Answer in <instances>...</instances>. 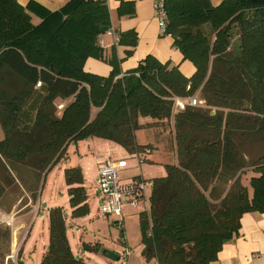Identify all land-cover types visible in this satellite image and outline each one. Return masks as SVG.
<instances>
[{"label": "trees", "instance_id": "obj_1", "mask_svg": "<svg viewBox=\"0 0 264 264\" xmlns=\"http://www.w3.org/2000/svg\"><path fill=\"white\" fill-rule=\"evenodd\" d=\"M165 7V35L196 67L191 78L152 56L123 75L115 55L109 76L85 71L89 58L105 59L106 0H73L38 25L17 0H0V162L43 176L70 143L89 138L144 154L140 120L167 123L178 160L154 180L150 212L140 214L143 255L148 264H211L244 214L264 212V0H166ZM134 10L122 3L119 15ZM137 42L133 31L119 36L121 45ZM196 94L201 106L174 113L175 97ZM65 176L73 217L88 215L81 168ZM49 217L41 264H86L69 248L63 209Z\"/></svg>", "mask_w": 264, "mask_h": 264}, {"label": "crops", "instance_id": "obj_2", "mask_svg": "<svg viewBox=\"0 0 264 264\" xmlns=\"http://www.w3.org/2000/svg\"><path fill=\"white\" fill-rule=\"evenodd\" d=\"M17 1L22 6L27 8L29 15H31L32 17L33 23L35 25H38L42 22L47 13H54L56 11H59L73 0ZM106 1L110 10L109 12L111 16V28L100 38V44L104 50L105 59L98 60L95 58H89L86 64H84L85 71L103 77L109 76L113 70V67L109 64V61L112 56L115 55L120 60V70L122 72V75L130 70L139 67L141 62H143V60L148 56L155 57L159 60V62H162L164 64L168 63L170 68H179L180 71L188 78H191L194 73H196V67L194 66V64L190 61H185L182 53L177 48H174V39L171 36L164 35L161 32L158 20L155 16L153 0ZM210 1L214 6H219L223 2V0ZM122 3H132L134 5L135 14L133 16H120L119 8L121 7ZM130 31L135 32L138 37L137 46L135 48L119 44L120 34ZM115 38H118V40L116 41ZM130 49H133V53L131 55H128L127 51ZM151 122L153 121L149 120L145 124H140L142 128H151L147 126ZM151 129L156 133V135L159 134L167 136V133L158 131L160 130L159 128L154 127ZM166 136H159V138L163 140V138H166ZM169 138L170 139H168L169 141L166 146H170V153H174V156H176V159L174 160V163H176L178 160L177 152H175L176 145L173 143V138L170 137V135ZM91 143L94 144L95 151L98 150L95 155V161L91 164H81V166L79 167L81 168L84 175L85 181L83 186L85 187V189L87 188L88 183H92V181L95 179H97V181L99 180L100 169L103 167L106 161L114 158L112 154L115 150V147H121L116 143L109 142L100 138H93V141ZM71 145L72 144L70 143L68 148ZM140 145L150 146L151 144ZM68 148L67 154L66 156H64V158L66 159L69 158ZM77 149L79 150V148ZM152 152L153 150L151 149V147H149L146 150V153L140 154L141 161L145 160L153 162V160H151V155L153 154ZM155 179H153V181ZM52 209L54 208H51L49 210L51 211ZM62 209L65 214V222L67 225L66 235L68 237L70 246L69 248H71L73 254L77 258L82 259L86 264H148L143 255L144 245H142V240L140 251L136 252L131 246L132 242L126 239V234L123 233L124 229L119 232V237L116 239L115 244L105 243L104 238H106V236L100 234L104 229L99 228V226L96 228V230H92V232L90 233L92 236L91 240L85 239V236H82L80 238V243L76 242V237L78 236L76 234H78V231H76L75 229L76 227H80L78 223L80 221L88 223L89 220L91 222V225H94L95 214L92 213V209L90 208V213L86 216H83L82 219L81 217L74 218L73 214V218L71 219L68 215V212L70 210H66L65 207H63ZM70 209H72L71 205ZM73 210L74 209H72V212ZM49 216L45 212V215L42 218H36V222L41 219L43 220L40 222V228L41 233H43L42 239L45 238V240L41 246L39 243L33 245L32 250L30 251L32 252V254L30 255L29 253L26 259V263L28 264H41L43 255L48 250V246L50 243ZM122 222H117V225H120ZM105 223H108V221H105ZM240 224L241 225L238 235L223 246L217 259L211 264H264V212L256 211L246 213L242 216ZM71 235L73 237L72 239H74V242L71 239ZM118 244H121L122 247L115 246ZM36 246L37 249L35 248ZM110 252L117 253L119 255V258L117 260L110 259L107 256ZM151 264L157 263L153 261L151 262Z\"/></svg>", "mask_w": 264, "mask_h": 264}, {"label": "rangeland", "instance_id": "obj_3", "mask_svg": "<svg viewBox=\"0 0 264 264\" xmlns=\"http://www.w3.org/2000/svg\"><path fill=\"white\" fill-rule=\"evenodd\" d=\"M236 39L237 37L234 41ZM197 96L200 97V94H197ZM149 120L151 119L142 118L140 123L145 124ZM152 123L147 126L153 128L154 125L158 127L160 125L161 129L158 131L167 133V136L156 135L151 128H142L141 126L136 131V139L140 144H151L150 147L153 150L151 160L153 162L143 160L140 163L137 157L132 156L122 147H115L112 154L114 159H126L128 162L127 168L122 172V180H120L122 183H131L136 179L152 181L155 178L165 177V164L175 162L176 156H174V153H170V146H166L168 139H170L169 135L173 138L170 133L171 129L167 127V123L159 124L155 122L153 126H150ZM159 136H166V138L161 140ZM2 138L3 131L0 126V140ZM92 141L93 138L72 142V145L68 148L69 158L58 161L43 176H39L36 171H33L27 165L5 160L0 162V264L3 263L7 252H9V256H6L4 264H7L10 258L14 262L22 260L25 264H28L26 259L29 253L32 254L30 251L33 245L39 243L41 246L45 240V238L42 239L43 233H41L40 228V222L43 220L36 222V218H42L45 212L49 216V209L55 207L62 209L65 207L66 210H70L67 211L70 218H73L66 183V169L74 166L80 167L81 164H91L95 161L98 150L95 151ZM175 152H177L176 147ZM86 189L88 208H91L92 213L95 214V223L91 225L89 220L88 223L80 221L78 223L80 227L75 229L78 231L76 242L80 243L82 236L91 240L90 233L99 226V228L104 229L100 234L106 236L104 238L105 243L115 244L119 232L124 229L123 233L126 234V239L132 242L133 250L139 252L142 240L139 214L145 211V203H140L137 209H134L129 203L124 204L122 206L124 219L120 225H117V222H120L117 216L99 214L98 212L99 207H101V195H99L97 179L93 180L92 183H88ZM105 221H108V223H105ZM6 229H10L12 232L10 241L5 233ZM72 240L74 242V239ZM115 246L122 247L121 244ZM35 248L37 249V246Z\"/></svg>", "mask_w": 264, "mask_h": 264}, {"label": "built area", "instance_id": "obj_4", "mask_svg": "<svg viewBox=\"0 0 264 264\" xmlns=\"http://www.w3.org/2000/svg\"><path fill=\"white\" fill-rule=\"evenodd\" d=\"M155 16L158 20L160 30L165 35L167 30V12L166 0H153ZM116 41L118 38H115ZM200 98L196 95L186 98H174V113L183 112L188 107L201 106ZM214 113V112H213ZM139 159L140 154L133 155ZM128 166L126 159L116 160L114 158L106 161L99 171V195H101V207L99 213L104 215H115L122 222L123 212L122 206L129 203L134 209L138 208L140 203H145V211L150 212L151 196L154 190V181L136 179L131 183H122V172Z\"/></svg>", "mask_w": 264, "mask_h": 264}, {"label": "water", "instance_id": "obj_5", "mask_svg": "<svg viewBox=\"0 0 264 264\" xmlns=\"http://www.w3.org/2000/svg\"><path fill=\"white\" fill-rule=\"evenodd\" d=\"M107 256L113 260H117L119 258V255L117 253H114V252H110Z\"/></svg>", "mask_w": 264, "mask_h": 264}]
</instances>
